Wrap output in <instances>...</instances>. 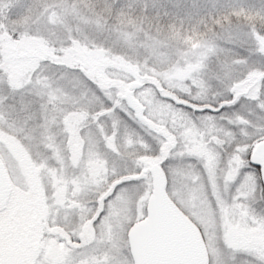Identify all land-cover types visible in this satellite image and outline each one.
<instances>
[{
  "label": "snow or ice",
  "instance_id": "6c2138e0",
  "mask_svg": "<svg viewBox=\"0 0 264 264\" xmlns=\"http://www.w3.org/2000/svg\"><path fill=\"white\" fill-rule=\"evenodd\" d=\"M0 264H264V0H0Z\"/></svg>",
  "mask_w": 264,
  "mask_h": 264
},
{
  "label": "flooded vegetation",
  "instance_id": "af4514ba",
  "mask_svg": "<svg viewBox=\"0 0 264 264\" xmlns=\"http://www.w3.org/2000/svg\"><path fill=\"white\" fill-rule=\"evenodd\" d=\"M12 202L16 209L21 213L22 217L29 216L33 211L34 205L24 197V191L20 192L19 195L12 199Z\"/></svg>",
  "mask_w": 264,
  "mask_h": 264
},
{
  "label": "rangeland",
  "instance_id": "374dc122",
  "mask_svg": "<svg viewBox=\"0 0 264 264\" xmlns=\"http://www.w3.org/2000/svg\"><path fill=\"white\" fill-rule=\"evenodd\" d=\"M35 183L38 184L39 180L35 179ZM10 184V199H14L17 195H19L20 192L24 191L23 188L19 187L17 184L12 183L11 181H9Z\"/></svg>",
  "mask_w": 264,
  "mask_h": 264
},
{
  "label": "water",
  "instance_id": "95a60500",
  "mask_svg": "<svg viewBox=\"0 0 264 264\" xmlns=\"http://www.w3.org/2000/svg\"><path fill=\"white\" fill-rule=\"evenodd\" d=\"M9 190V185H7V191Z\"/></svg>",
  "mask_w": 264,
  "mask_h": 264
}]
</instances>
